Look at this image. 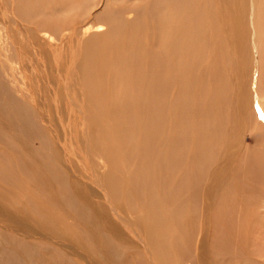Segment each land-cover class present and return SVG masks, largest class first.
<instances>
[{"label":"bare ground","instance_id":"6f19581e","mask_svg":"<svg viewBox=\"0 0 264 264\" xmlns=\"http://www.w3.org/2000/svg\"><path fill=\"white\" fill-rule=\"evenodd\" d=\"M238 121L264 145V0H0V189L23 237L78 262L90 244L111 264L200 263L189 232L234 206L215 190ZM128 189L145 216L114 203ZM27 211L77 243L25 234ZM255 219L232 218L218 253L259 264L236 251Z\"/></svg>","mask_w":264,"mask_h":264},{"label":"rangeland","instance_id":"374dc122","mask_svg":"<svg viewBox=\"0 0 264 264\" xmlns=\"http://www.w3.org/2000/svg\"><path fill=\"white\" fill-rule=\"evenodd\" d=\"M132 92L134 93V91H131L130 94H132ZM105 108L103 107V114H101V116H98L97 114L96 116L103 118L112 114L111 111L108 110L110 109L108 106ZM128 112L129 111H125V114L128 115ZM238 123L239 121L234 124L231 123L229 129L221 130V132L224 133L231 131L232 133L235 132L234 136L238 140V143L236 144L234 150L229 152L228 156L230 161L234 160L235 162L234 170L227 171L225 172L224 177L216 179L220 184V189L215 190L218 194H221L225 190L228 196L233 198L234 206L229 207V214L228 210L226 212L224 211L223 214H220L218 208L221 207L215 206L212 207L217 209L211 208L207 210H200L197 216L198 219H196L198 223L195 224V227L189 232L191 237L189 242L191 255H195L196 260L202 258L205 261L212 260L211 264H233L235 259V255L233 253L221 254L217 251V249L220 250L222 248V243L219 241H221L220 238L223 237L226 232L223 230H227L226 228L232 218L237 225L240 221L244 223L243 219L245 215H247L250 221H252L251 218L254 219L255 214L256 219L252 223V234L246 235V237L240 242V247H238L236 251L246 255L248 258H258L259 264L260 262H262L261 264H264V145H261L263 136L258 135L259 137H255L254 140H252L249 134L252 131L250 130L252 128H245L242 121L239 124ZM232 139L234 138L232 137L231 140ZM0 148L2 150L1 143ZM107 152L108 151L102 154V158L105 159V161L107 159ZM123 152H129V154L131 153V151L126 149H123ZM1 155L2 154H0V166L2 159L4 158L3 156L1 157ZM128 161L130 164L131 160L129 159ZM137 166H139V163H137ZM213 166L215 175L219 168H228V164L221 163L216 165L214 163ZM230 174L233 179L229 177ZM219 179H221L222 182H220ZM223 183L225 184L223 185ZM129 191L130 189L126 192L123 201L121 198H113L114 203L120 204L123 209L129 211L131 214L133 213L135 219L140 216H145V212L135 211L137 209L136 205H134L135 196H129ZM4 193L5 191L0 189V260H7V264H111L106 263L107 261H102V259L96 255V247L90 244L88 245L89 248L87 249V254L80 256L82 257V260H79L78 262V259L72 260V257H69L67 254L63 255L64 250L61 248L55 250L52 246L48 245L47 242L40 244L38 242L31 241L32 238H41L38 237V235L29 238L23 237L21 232L18 233L19 222L11 218L12 216L18 219V214L14 211H16L19 207L21 197L18 198L11 195V198H9L5 196ZM126 195L128 197H126ZM234 198H236V202ZM4 207L6 208L5 212L9 215L8 220L4 215ZM248 210L251 212L248 213ZM11 212L14 213L10 214ZM69 212L72 213L71 210H69ZM27 213L26 221L20 222L23 230L22 232L25 234L30 233L31 230L35 228L36 232H39L40 236L44 233L50 237L59 236L63 240L65 239L66 241H70L71 245L77 243L78 240L75 239H78L77 235L79 234H76V232H60L54 225L41 224L40 218H38L37 221L32 220V218L36 217H32L30 215V211H27ZM240 216L242 217L240 218ZM65 219L70 224H75L76 226L80 225L79 222L74 219L73 214L71 219L66 217ZM96 220H92L91 222L85 221V227L88 228L91 235H94L93 233H97V230L101 228L98 224V219ZM49 228H52L58 235H53ZM235 230L236 229L229 230L228 234L230 235L229 238L231 237V240V233ZM199 234H201V237H199ZM228 234L226 233L225 236L228 237ZM215 238L216 240L219 238V241L214 240ZM119 244L124 243L119 241ZM40 247H43V249H40ZM211 250L216 253V256L208 258V251ZM126 259L130 260V264H139V259H133L128 255ZM203 259L200 263L198 261H189L185 264H205Z\"/></svg>","mask_w":264,"mask_h":264}]
</instances>
